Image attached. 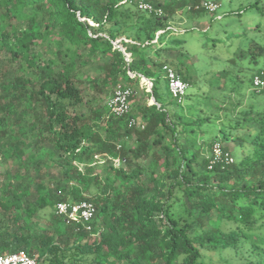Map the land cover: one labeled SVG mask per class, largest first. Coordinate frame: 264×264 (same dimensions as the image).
I'll use <instances>...</instances> for the list:
<instances>
[{
  "label": "trees",
  "instance_id": "16d2710c",
  "mask_svg": "<svg viewBox=\"0 0 264 264\" xmlns=\"http://www.w3.org/2000/svg\"><path fill=\"white\" fill-rule=\"evenodd\" d=\"M138 1L163 15L138 10ZM203 2L0 0V54L13 66L0 65V255L24 252L36 264H264V89L252 87L264 69V0H239L226 16L241 29L211 39L227 51L208 96L214 111H173L160 97L164 81L172 99L165 65L193 88L183 38L193 29L175 31V18H201ZM248 11L258 14L254 25L255 17L240 22ZM143 78L155 104L134 94L129 113L115 117L98 103ZM207 125L248 153L208 170L212 145H224L205 140ZM49 169L60 178L48 186ZM82 201L96 207L91 232L55 210Z\"/></svg>",
  "mask_w": 264,
  "mask_h": 264
},
{
  "label": "rangeland",
  "instance_id": "374dc122",
  "mask_svg": "<svg viewBox=\"0 0 264 264\" xmlns=\"http://www.w3.org/2000/svg\"><path fill=\"white\" fill-rule=\"evenodd\" d=\"M163 1V0H161ZM205 1H216L220 4V8L215 14H203L201 18L191 19L190 13H183L178 11L175 18L176 30L184 32L187 28H192L193 32L186 33L184 38V47L191 56V65L190 73L192 78L196 81L193 84V88L187 90L186 96L183 99L182 104L176 105L173 99H170L166 94V89L164 87V81L161 82L160 87V97L165 106L170 107L173 111H180L184 109L194 115V116H203L208 115L205 109H212L215 104V100L210 101L211 96L216 92V87L218 82L216 78L213 77L214 71L219 70L224 65V62L227 58V51L224 48H219L217 44V49L214 50L212 38L225 39L226 35L233 30L241 29L239 19L235 18L233 15L226 16L230 12H235L241 8L239 0H205ZM216 16H222L221 20H216ZM254 18L250 21L254 25V21L259 19L258 14L255 11H248L240 17V22H245L248 18ZM225 30V31H223ZM237 30V31H238ZM38 50L45 52L51 56L54 49L46 44L38 43ZM229 52V51H228ZM231 52V51H230ZM229 52V53H230ZM0 65L8 67V70L13 71V66L8 63V56L6 53L0 54ZM254 68V67H252ZM89 69H84L82 72H88ZM251 70L246 71L251 72ZM217 83V84H216ZM245 83V81H244ZM192 85V79L190 81ZM245 88V84H243ZM136 94V97L139 99V103L148 102L151 104V99L148 100L146 97V90H143V84L139 87L134 86L132 88ZM214 90V91H213ZM218 93V92H217ZM210 99H209V97ZM89 98V96H88ZM111 95L108 94L105 98L98 99V103L106 105ZM257 101L260 102V96H257ZM254 127L249 128V133H253ZM206 133L203 135L205 140L216 139L223 143L224 148L231 153L235 161H238L242 156L243 152L248 153L249 146L246 144L243 148L238 146L234 141L223 140L221 131H219L216 126H205ZM21 172L26 174V182H33V172L30 167H21ZM59 171L57 169L47 170L46 184L49 186L55 180L59 179Z\"/></svg>",
  "mask_w": 264,
  "mask_h": 264
},
{
  "label": "built area",
  "instance_id": "2783aa9c",
  "mask_svg": "<svg viewBox=\"0 0 264 264\" xmlns=\"http://www.w3.org/2000/svg\"><path fill=\"white\" fill-rule=\"evenodd\" d=\"M136 7L138 10L150 14L152 13L157 17H161L163 15L161 9L154 8L151 4L143 1H138L136 3ZM201 7L207 13L215 14L218 11L220 5L213 1H205L201 4ZM196 8H198V6ZM175 31L177 30L175 29ZM112 44L124 53L126 60H129L130 55L125 53V48L120 44L119 40L112 42ZM162 70L168 81V90L170 96L177 104H182L189 88V84L183 82L179 75L169 66H163ZM142 83L145 86V90L150 92L152 83L144 78L142 79ZM252 87L257 91L264 89V69L260 70L254 75L252 79ZM134 94L135 92L132 88L124 87L120 84L117 85L113 90L111 98L107 102L109 114L115 117L126 116L130 111V99ZM136 125L137 123L134 120H131L128 124L129 127ZM115 162H117V160H115ZM234 162V157L229 151L222 147L220 142H215L212 145L208 170H211L214 166L225 167L233 164ZM55 210L57 215L61 216L66 222L81 225L87 232H91V222L96 213V207L92 202H60L56 205ZM0 264H36V260L24 252H18L15 254L0 255Z\"/></svg>",
  "mask_w": 264,
  "mask_h": 264
},
{
  "label": "water",
  "instance_id": "95a60500",
  "mask_svg": "<svg viewBox=\"0 0 264 264\" xmlns=\"http://www.w3.org/2000/svg\"><path fill=\"white\" fill-rule=\"evenodd\" d=\"M151 104H155V100L151 98Z\"/></svg>",
  "mask_w": 264,
  "mask_h": 264
}]
</instances>
